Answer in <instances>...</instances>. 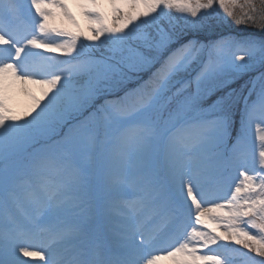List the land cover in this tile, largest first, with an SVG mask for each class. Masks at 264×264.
<instances>
[{
	"label": "rangeland",
	"instance_id": "rangeland-1",
	"mask_svg": "<svg viewBox=\"0 0 264 264\" xmlns=\"http://www.w3.org/2000/svg\"><path fill=\"white\" fill-rule=\"evenodd\" d=\"M28 1L6 0L0 26L27 25L54 45L15 50L11 75L0 82V264L28 261L25 247L2 232L11 221L30 234L92 232L103 250H129L118 233L125 202L156 199L168 187L178 193V176L186 183L193 165L218 160L233 168H222L220 184L205 185L221 202L234 181L243 192L222 204L220 216L190 223L209 243L195 252L205 264H264V41L253 35L264 30V0H141V7L139 0H45L40 20ZM92 20L98 27L89 37ZM43 72L47 79L31 77ZM24 75L27 94L18 91ZM22 175L33 191L37 183L49 196L54 190L49 208L16 206L29 188L16 184Z\"/></svg>",
	"mask_w": 264,
	"mask_h": 264
},
{
	"label": "bare ground",
	"instance_id": "bare-ground-1",
	"mask_svg": "<svg viewBox=\"0 0 264 264\" xmlns=\"http://www.w3.org/2000/svg\"><path fill=\"white\" fill-rule=\"evenodd\" d=\"M45 0H29L28 4L30 7L35 8V12L38 14L37 10L41 12L42 6ZM97 1L100 4L109 3L115 4L118 0H91ZM140 7L143 6L140 2ZM6 0H0V8H5L7 4ZM49 5V4H48ZM106 10H104L105 12ZM48 10V13H51ZM42 13V12H41ZM34 17L35 20H40L39 16ZM103 22L107 26L108 20L103 17L98 20ZM98 27L97 21L92 20L85 23V33L87 36L91 37ZM51 27L48 28L50 30ZM46 30V29H45ZM54 45L53 38L45 37L42 35H36L34 31H30L27 26L21 32V38L18 40L15 38L14 48L8 45V37L3 34L0 38V51L7 55V58L0 59V82H7V76L11 75L10 67L8 66V61L10 58L14 57L16 49L22 50H33L40 46H45L46 48H51ZM63 61L67 59H61ZM60 60V61H61ZM49 74L37 73L31 76L33 79H43L48 78ZM24 75L21 79L20 86H18V91L20 93H30L27 91V87L24 83L29 82L30 78ZM61 88V85L55 86V89ZM60 113V112H58ZM221 162L220 160L213 163H197V166L193 165L195 169L190 170L191 174L194 172V177L188 179L190 176L187 171L186 177L188 182L185 183L183 176H178L181 180L176 183V188L179 192L176 193L173 187H168L163 191H159L156 199H142L137 204L125 205L129 207V213L126 218H123L119 222L118 233L120 237H123L127 243V246L131 248L128 251L119 253L118 255H112L113 259H120L124 256L127 260L130 259L132 264H146V260L151 255H158L155 258L159 264H205L204 257L195 252V248L198 250H204L208 243L207 236L199 229L190 226L195 220H200L207 217L220 216L224 211L221 209L225 202L233 203L238 201L239 196L242 194L241 186L237 181H234L230 186H226L229 198L221 202V198L224 196L221 193L214 194L212 190L205 185L204 181H212L213 186H216L219 181H221L220 172L223 167L226 169H232L233 166L228 163ZM224 165V166H223ZM237 167V165H236ZM182 168V165H181ZM189 170V169H188ZM200 171V172H199ZM196 172V173H195ZM242 175V174H240ZM255 179L250 178L248 181L253 183ZM220 184V182H219ZM35 190H41L44 196V203L42 208L46 209L50 204L46 203V191L42 188H37ZM50 194L51 191H48ZM53 195V194H52ZM32 199L29 195L24 198V200ZM36 198V197H34ZM226 198V196H225ZM40 200V199H39ZM51 204L54 203V198L52 196L47 198ZM41 201V200H40ZM174 212H178V215H174ZM134 225L140 226L145 231L151 228L158 229L155 236L147 239V236H138L135 231ZM118 234V235H119ZM107 237L112 238L111 235ZM121 239V238H120ZM140 240L147 241L146 245L148 249L143 251L138 248L136 242ZM87 239L80 234H65L63 232L58 233L56 236L50 238H34L31 245H27L30 249L26 252L28 262L32 264H82L83 260L75 253V248L85 247L87 245ZM166 241L168 243L167 248L157 247L158 243ZM125 246V243L119 242V245ZM209 244V243H208ZM215 247L220 248V251L229 252L231 249H227L218 243H215ZM205 246V247H204ZM98 248V246H97ZM99 249V248H98ZM133 250V251H130ZM113 253V252H112ZM200 253V252H199ZM110 257L108 254L101 252L100 250L94 255L92 260L94 262ZM134 257V258H133ZM208 260V259H207ZM248 261V260H246ZM26 263V264H27ZM25 264V263H22ZM154 264H157L154 263Z\"/></svg>",
	"mask_w": 264,
	"mask_h": 264
},
{
	"label": "trees",
	"instance_id": "trees-1",
	"mask_svg": "<svg viewBox=\"0 0 264 264\" xmlns=\"http://www.w3.org/2000/svg\"><path fill=\"white\" fill-rule=\"evenodd\" d=\"M252 22H255V23L257 22V17L256 16H253ZM239 29H242V28H239ZM253 35L256 36L258 39L264 41V30L258 28V29H256V34H253ZM199 38H200L199 36H189L187 39H191L193 41H196V40L199 41Z\"/></svg>",
	"mask_w": 264,
	"mask_h": 264
}]
</instances>
